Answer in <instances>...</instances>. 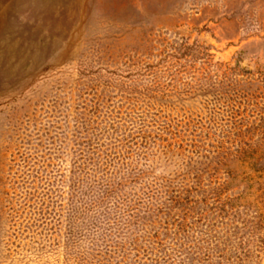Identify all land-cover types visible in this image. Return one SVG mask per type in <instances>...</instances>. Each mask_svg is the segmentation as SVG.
I'll return each instance as SVG.
<instances>
[{"label":"rangeland","instance_id":"rangeland-1","mask_svg":"<svg viewBox=\"0 0 264 264\" xmlns=\"http://www.w3.org/2000/svg\"><path fill=\"white\" fill-rule=\"evenodd\" d=\"M0 264H264V0H0Z\"/></svg>","mask_w":264,"mask_h":264}]
</instances>
